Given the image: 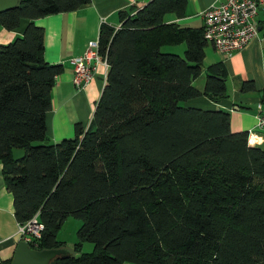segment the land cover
Returning a JSON list of instances; mask_svg holds the SVG:
<instances>
[{
    "label": "trees",
    "instance_id": "obj_1",
    "mask_svg": "<svg viewBox=\"0 0 264 264\" xmlns=\"http://www.w3.org/2000/svg\"><path fill=\"white\" fill-rule=\"evenodd\" d=\"M89 1L18 0L0 12L6 30L28 20L21 36L0 44V164L15 220L38 213L39 251L65 250L62 224L81 220L73 255L50 264H264V150L230 131L228 112L183 105L226 97L218 64L202 94L192 86L203 71V27L164 21L183 17L187 0H150L118 28L101 27L108 69L91 122L50 143L46 115L62 67L44 60L34 20ZM181 43L183 55L160 50ZM14 149L24 158L14 161Z\"/></svg>",
    "mask_w": 264,
    "mask_h": 264
},
{
    "label": "crops",
    "instance_id": "obj_2",
    "mask_svg": "<svg viewBox=\"0 0 264 264\" xmlns=\"http://www.w3.org/2000/svg\"><path fill=\"white\" fill-rule=\"evenodd\" d=\"M149 1L90 0L76 10L34 20L44 31V60L62 67L51 91V110L46 115V135L50 143L74 138L76 125L85 130L88 128L105 86L108 67L100 64L92 81L83 90H76L72 83V60L84 53L89 41L99 39L103 25L118 28L124 13L132 14ZM221 1L187 0L183 17L168 13L164 21L183 27H203V10ZM27 23V19H21L13 30H6L0 25V44H7L21 36ZM185 49V43L160 47L162 52L179 55H183ZM204 51L203 71L192 82V86L202 94L207 75L213 74L211 66L218 64L225 78L226 97L214 102L199 96L184 102V107L228 112L230 131L247 132L249 146L264 150V129L257 127L256 119L258 105L261 101L264 103V11H260L257 16V35L243 49L220 53L207 42ZM243 82L251 83L254 89L241 93ZM19 242L13 197L5 188L0 164V264L12 260Z\"/></svg>",
    "mask_w": 264,
    "mask_h": 264
},
{
    "label": "built area",
    "instance_id": "obj_3",
    "mask_svg": "<svg viewBox=\"0 0 264 264\" xmlns=\"http://www.w3.org/2000/svg\"><path fill=\"white\" fill-rule=\"evenodd\" d=\"M260 11H264V0H223L212 3L202 12L205 40L220 53L243 49L257 35V16ZM72 62V83L76 90H83L92 81L98 65L108 67L99 51V39L89 41L84 53ZM263 104L261 101L256 114L259 129H264ZM43 231L44 225L39 221L38 213L23 224L17 223L19 241L33 250L38 247Z\"/></svg>",
    "mask_w": 264,
    "mask_h": 264
},
{
    "label": "water",
    "instance_id": "obj_4",
    "mask_svg": "<svg viewBox=\"0 0 264 264\" xmlns=\"http://www.w3.org/2000/svg\"><path fill=\"white\" fill-rule=\"evenodd\" d=\"M18 0H0V12L9 10L16 6ZM12 158L18 161L24 158L23 150H12ZM63 249L33 250L25 243L19 242L13 254L11 264H50L55 258L65 255Z\"/></svg>",
    "mask_w": 264,
    "mask_h": 264
},
{
    "label": "rangeland",
    "instance_id": "obj_5",
    "mask_svg": "<svg viewBox=\"0 0 264 264\" xmlns=\"http://www.w3.org/2000/svg\"><path fill=\"white\" fill-rule=\"evenodd\" d=\"M80 226L81 220L74 217H68L58 232L57 240L65 245V251L70 255H73V246L78 240L77 231ZM92 250V244L86 242L82 244V253H90Z\"/></svg>",
    "mask_w": 264,
    "mask_h": 264
}]
</instances>
